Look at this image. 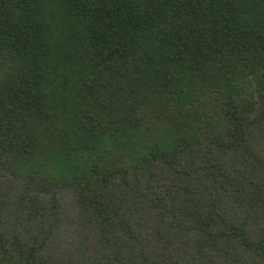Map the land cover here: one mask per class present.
I'll use <instances>...</instances> for the list:
<instances>
[{
  "label": "trees",
  "instance_id": "trees-1",
  "mask_svg": "<svg viewBox=\"0 0 264 264\" xmlns=\"http://www.w3.org/2000/svg\"><path fill=\"white\" fill-rule=\"evenodd\" d=\"M0 264H264V0H0Z\"/></svg>",
  "mask_w": 264,
  "mask_h": 264
}]
</instances>
